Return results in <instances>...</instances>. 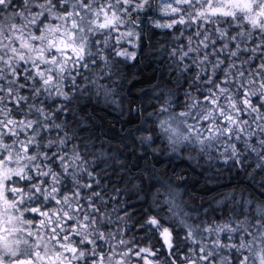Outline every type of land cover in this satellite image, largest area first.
<instances>
[{"label": "snow or ice", "instance_id": "snow-or-ice-1", "mask_svg": "<svg viewBox=\"0 0 264 264\" xmlns=\"http://www.w3.org/2000/svg\"><path fill=\"white\" fill-rule=\"evenodd\" d=\"M9 7L8 31L0 24V264H161L162 254L167 264H264V209L250 219L205 207L193 220L170 187L177 231L148 209L118 208L119 188L108 194L99 173L89 172L80 187H58L57 171L78 175L73 161L81 157L68 151L62 132L66 106L47 99H68L82 73L110 67L113 56L135 61L130 49L140 45L126 24L147 20L176 41L167 47L170 71L186 85L184 96L163 94L161 118L149 125L154 135L173 151L206 158L208 183L212 169L243 168L249 156L264 165V0H36L31 7L22 0ZM109 33L116 44L128 36L129 47L110 52Z\"/></svg>", "mask_w": 264, "mask_h": 264}, {"label": "clouds", "instance_id": "clouds-1", "mask_svg": "<svg viewBox=\"0 0 264 264\" xmlns=\"http://www.w3.org/2000/svg\"><path fill=\"white\" fill-rule=\"evenodd\" d=\"M21 2L5 0L0 7V24H4L5 32L8 31L5 21L11 22L15 14L9 6ZM35 2L28 0V6ZM151 23L143 20L138 26L135 21L126 24V30L133 33L131 43L140 45L138 49H130L138 53L135 61L113 56L110 67L90 66L88 73H82L75 89L68 92V99L62 100L55 93L47 98L50 106L57 103L66 106L67 116L63 112L58 116L62 132L68 151L78 152L81 157L73 161L79 164L75 169L78 175L69 172L65 176L62 169L57 171L62 181L57 186L74 189L86 181L89 172L99 173L104 182L100 187L108 194L112 187L119 188L118 208L130 206V212L148 209L147 214H158L177 231L180 225L174 221L168 205L170 187L179 193L178 203L193 220L197 219V214L203 216L205 207L229 217L257 218V209H264V165L259 164L255 156H249L243 168L224 166L219 172L212 169V182L208 183L210 170L206 158L190 148L173 151L149 128L161 118L159 109L166 91L177 98L186 95V85L182 86L175 72L170 71L174 62L168 57L167 47L176 41L154 30ZM136 32L140 33V41L135 39ZM107 38L110 52L129 47L126 35L120 37V44L115 43L114 33L107 34ZM4 40L5 48H10L7 38ZM85 75L87 80L83 79ZM100 76L102 80L95 79ZM148 136H152L151 143L141 139ZM58 147V143L53 145V148ZM211 163L216 165L217 162L214 159ZM52 187L49 185V196L53 195ZM218 200H224V206L215 209ZM76 202L71 201L73 205ZM164 226H168L167 223L157 231ZM160 260L161 264H167L165 255L162 254Z\"/></svg>", "mask_w": 264, "mask_h": 264}]
</instances>
